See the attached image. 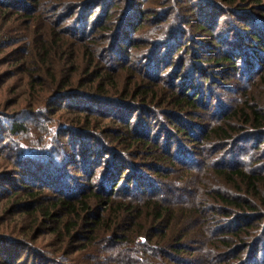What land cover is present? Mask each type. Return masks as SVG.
<instances>
[{"label": "trees", "instance_id": "trees-1", "mask_svg": "<svg viewBox=\"0 0 264 264\" xmlns=\"http://www.w3.org/2000/svg\"><path fill=\"white\" fill-rule=\"evenodd\" d=\"M5 1L0 264H264V0Z\"/></svg>", "mask_w": 264, "mask_h": 264}, {"label": "rangeland", "instance_id": "rangeland-1", "mask_svg": "<svg viewBox=\"0 0 264 264\" xmlns=\"http://www.w3.org/2000/svg\"><path fill=\"white\" fill-rule=\"evenodd\" d=\"M25 1H29V0H25ZM48 1H50V0H43L42 4H43V7L46 9L47 13H51V8H50L51 6L49 4L48 5L46 4ZM5 2L12 3L11 0H6ZM262 5L264 6V2H263ZM225 8L229 9L230 11H234L235 10L234 8H232L230 6H227ZM7 12H11V11H7ZM7 12L4 11L3 9L0 10V32H6L8 30L7 31V35H8V40L7 41L10 42V43H15V42L18 43L19 41H21L24 38V36H23L24 35V30L26 29V26L24 25V21H23V16H21L19 13L13 12V13H9V17H7L6 20H4L3 16ZM47 13L45 14V17H47ZM49 17L52 20V19H55L56 15L54 14V16H53V13H51ZM229 18H230V16H229ZM229 33L230 32H226L225 35H229ZM155 34H157V33H155ZM143 36H145L146 39L148 37L146 34H143ZM143 36H142V38H143ZM232 37H233V35H232ZM227 39H228L230 45H232L233 44L231 42L232 40H230L229 38H227ZM3 45L4 44L0 43V75H2V74H6L8 76L10 75V77H12V78L9 80L8 85L9 86L16 85L18 83V79L19 78H15V75H17L19 73V69L14 67L13 59L15 58V56L17 54H15V55L14 54H10L9 56H7L6 55V53H7L6 50H3ZM16 45L13 46V48H16ZM194 47H197V46L196 45L190 46L188 54L187 55L182 54V57H184L186 59H191L192 58L191 55H190L191 53H193V52L198 53V52L201 51V50L195 49ZM16 50H17V48H16ZM202 51L205 52V50H202ZM207 70H209L211 72V74H218L216 76L220 77L219 73L225 72L226 69H224L222 67H217V66H209ZM123 73H124V77L126 75H130V74H126V70ZM124 77H123V79H124ZM6 89H7V86L0 91V105L5 101L4 105L7 106V107H13L15 105L18 106L19 104H14V102L17 99V97L14 96V95L6 96V93H5ZM230 96L233 97L232 92H230ZM212 106L213 105H211L209 107H211V109H212ZM145 127H146V124L144 123V128ZM122 128L127 129L124 125H119V126L118 125H114L112 127V129H109V130L111 131L110 133H113L114 131L118 132V131L122 130ZM129 128L131 129L130 130L131 132H133V130L135 129V127L132 126V125ZM130 131H128V134L131 137L132 133ZM156 132H159V126L157 127L156 125H154L153 134H155ZM7 169H8L7 163H5L3 160L2 161L0 160V174H3L4 172H6ZM214 186L217 187L216 189L225 190L221 185H219V186L218 185H214ZM199 199L200 200L198 202V205L196 206V209L201 210V211L205 210L206 213H210L212 210H214V206L213 205L216 204V203H214L213 201L205 200L201 196H199ZM5 204H6V202H3L0 205V213L3 210V208L5 207ZM19 219H20L19 217H14L13 218V217L4 216L0 220V227H2V229H10V226L13 225L15 221H19ZM213 222H216L218 225L220 224V221H213ZM213 225H215V224H212L210 226V228H211V229H209L210 232L213 231L212 230L213 229L212 228ZM52 239H53L52 235L43 234V235L37 236L33 240H28V242L31 243V245H35V246H37L39 248L40 247L41 248H47V247H49ZM230 244L232 245V243H230ZM240 246H242V245L240 244ZM204 247L207 250V252L213 258H216L218 256V258L220 260L227 259V258H225L227 256L225 253L230 251L227 247H224L223 244H212L211 242H210V248H209V246L207 244ZM181 249H183L185 251H189V252H191V251L198 252V248L196 246H194V245H191L190 243L187 244L186 247H182ZM221 254L224 255L223 258H220ZM238 254L239 253H236L235 256H237ZM157 258H158V256H157ZM236 258H239V257H236ZM240 258H242V257L240 256ZM176 259L180 260L178 257H176ZM219 261L214 259V261L208 260L207 262L209 264H220ZM234 263L236 264V262H234ZM242 263H245V261H242L239 264H242ZM225 264H227V262Z\"/></svg>", "mask_w": 264, "mask_h": 264}]
</instances>
